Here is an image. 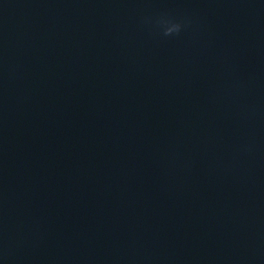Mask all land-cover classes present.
I'll return each mask as SVG.
<instances>
[{"label": "clouds", "instance_id": "9594fccd", "mask_svg": "<svg viewBox=\"0 0 264 264\" xmlns=\"http://www.w3.org/2000/svg\"><path fill=\"white\" fill-rule=\"evenodd\" d=\"M157 24L162 27V35L165 37H169L174 34L179 35L182 29L185 27V22L174 21L167 17H160L157 20Z\"/></svg>", "mask_w": 264, "mask_h": 264}]
</instances>
